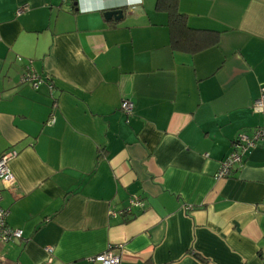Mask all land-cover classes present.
<instances>
[{
  "label": "crops",
  "instance_id": "0c3cea01",
  "mask_svg": "<svg viewBox=\"0 0 264 264\" xmlns=\"http://www.w3.org/2000/svg\"><path fill=\"white\" fill-rule=\"evenodd\" d=\"M171 1L217 43L172 50L159 0H0V157L15 153L0 207L23 233L0 243V264H92L106 251L119 264H264V138L216 177L232 141L264 129L251 110L264 0ZM132 196L142 208L121 215Z\"/></svg>",
  "mask_w": 264,
  "mask_h": 264
},
{
  "label": "built area",
  "instance_id": "2783aa9c",
  "mask_svg": "<svg viewBox=\"0 0 264 264\" xmlns=\"http://www.w3.org/2000/svg\"><path fill=\"white\" fill-rule=\"evenodd\" d=\"M21 9L18 10V13ZM48 89L51 91L53 85L51 80L46 78ZM23 81H27L33 88L37 89L45 80L39 77L32 69L28 68L27 73L23 77ZM56 109V104L52 106V113L48 120V124H53L55 119L53 112ZM121 111L130 116L133 110V103L130 100H123L120 106ZM251 110L255 114H261L264 111V88L257 99H255L251 105ZM264 138V129L257 128L251 135L240 134L231 143V150L229 155L220 163L219 170L216 174L217 179L227 178L231 175L232 171L243 163L244 158L250 153L252 149L257 147L258 143ZM15 153H6L0 157V183L4 187L10 188L14 185V177L9 169L8 163L13 159ZM1 199V196H0ZM143 203L137 196H132L129 199V207L121 212V215L130 214L133 208H142ZM112 216H115L114 212H110ZM7 211L0 207V243H10L15 240L23 239V233L20 229H12L6 224ZM50 252V248L45 249ZM92 264H119V256L112 251H106L97 254L88 260ZM45 264H50L48 261Z\"/></svg>",
  "mask_w": 264,
  "mask_h": 264
},
{
  "label": "trees",
  "instance_id": "16d2710c",
  "mask_svg": "<svg viewBox=\"0 0 264 264\" xmlns=\"http://www.w3.org/2000/svg\"><path fill=\"white\" fill-rule=\"evenodd\" d=\"M157 7L169 12V29L171 49L177 52L196 54L213 45L219 39L216 33L195 32L188 29L186 19L175 10V2L170 0V4H164L159 0Z\"/></svg>",
  "mask_w": 264,
  "mask_h": 264
},
{
  "label": "water",
  "instance_id": "95a60500",
  "mask_svg": "<svg viewBox=\"0 0 264 264\" xmlns=\"http://www.w3.org/2000/svg\"><path fill=\"white\" fill-rule=\"evenodd\" d=\"M105 16L107 18L114 17L115 19H118V18H121L122 17V11L115 10V11L107 12V13H105Z\"/></svg>",
  "mask_w": 264,
  "mask_h": 264
},
{
  "label": "clouds",
  "instance_id": "9594fccd",
  "mask_svg": "<svg viewBox=\"0 0 264 264\" xmlns=\"http://www.w3.org/2000/svg\"><path fill=\"white\" fill-rule=\"evenodd\" d=\"M129 3L134 5H140L143 3V0H129Z\"/></svg>",
  "mask_w": 264,
  "mask_h": 264
}]
</instances>
